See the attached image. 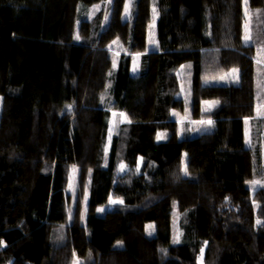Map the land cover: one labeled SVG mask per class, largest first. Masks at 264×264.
Listing matches in <instances>:
<instances>
[{
	"label": "trees",
	"instance_id": "obj_1",
	"mask_svg": "<svg viewBox=\"0 0 264 264\" xmlns=\"http://www.w3.org/2000/svg\"><path fill=\"white\" fill-rule=\"evenodd\" d=\"M127 1L0 0V264H264V0Z\"/></svg>",
	"mask_w": 264,
	"mask_h": 264
},
{
	"label": "rangeland",
	"instance_id": "obj_2",
	"mask_svg": "<svg viewBox=\"0 0 264 264\" xmlns=\"http://www.w3.org/2000/svg\"><path fill=\"white\" fill-rule=\"evenodd\" d=\"M244 2H246V0H244ZM131 3H132V0H128L127 3H126V6H127V11L125 9V14H129L130 13V6H131ZM247 10V9H246ZM92 14V13H91ZM251 20V14L248 13L247 14V25H248V33H249V25H250V21ZM246 25V24H245ZM147 39H148V47H155L156 45V33H155V22L154 20L152 21L151 23V27H150V30L148 32V35H147ZM118 43H115V46H113L110 51H112L113 53L116 54H119L121 51H123V48H124V45H120ZM132 64H131V71L132 72H137L139 70V65H140V61H141V56H142V53H136V54H132ZM256 62L258 63L259 67H264V49L262 48H257L256 49ZM215 63L211 64L212 68L209 69V73L210 75H207L205 80H209L210 81H218V82H227V81H230V80H236L237 79V75H235V77L231 74L232 72V69L229 70V72H224V73H221V74H216L214 72H217L215 70V67H214ZM220 77H226L225 79H220ZM183 91V90H182ZM187 89H186V93H187ZM185 93V90L183 91ZM188 94V93H187ZM104 96V94L102 95ZM103 98V97H102ZM205 102H213V101H204L203 102V107L205 108V110L209 109V108H212L215 103H205ZM202 107V108H203ZM260 107V111L261 112H264V108L261 107V106H258ZM257 107V109H258ZM116 116L117 114H120V113H115ZM175 116H176V120L179 122L180 124V128L181 130L184 129V127L188 128V129H191V133L192 132H202V130H204L205 128H209L211 126V124H207V123H198L199 121H212L211 119H205V118H192L191 116L189 115H184V114H179L178 112H174ZM254 119L253 120H262L261 122V127L260 129H262L261 133H260V136H263L264 135V115H257V110H256V114H255V117H253ZM250 121L247 122V139L248 141L252 142L254 140V137L257 135V127L255 126V122L252 121V119H249ZM120 121H124V119L120 116ZM263 143H264V137H263ZM185 161V159H184ZM121 169H125L126 168V165L125 164H121ZM78 175H77V171L76 169H72L71 170V173L69 175V185L67 186V191H68V194H69V198H68V201L71 200V201H76L77 202V198L78 197H83L84 195H76V193H74L75 189H79L81 188V185L79 183V180H78ZM85 200L86 198L83 197ZM81 199V198H80ZM86 201V200H85ZM111 201H116V200H110L107 207H111L114 203H112ZM106 207L104 208H101L102 212L105 210ZM71 208H70V212H71ZM83 209L81 210V215L83 214ZM146 231H147V234L151 235L154 231H155V226L154 225H151V224H147L146 225ZM173 239H175L176 241L179 239V235H180V231H179V223H178V220L175 219L174 221V224H173ZM89 261H86L85 263H88ZM201 264H203V261H200Z\"/></svg>",
	"mask_w": 264,
	"mask_h": 264
},
{
	"label": "snow or ice",
	"instance_id": "obj_3",
	"mask_svg": "<svg viewBox=\"0 0 264 264\" xmlns=\"http://www.w3.org/2000/svg\"><path fill=\"white\" fill-rule=\"evenodd\" d=\"M126 11H127V6H126ZM154 15H155V9H154ZM246 15H247V12H246ZM245 30H246V34H245V37H244V39H245V42H248V41H250L251 40V36L248 34V25H247V23H246V25H245ZM78 38V37H77ZM113 43H116V41H114ZM238 72V70L237 69H232V72H231V74L235 77V74ZM226 77H220V79H225ZM206 104L207 103H218V102H205ZM262 107H264V106H262ZM114 115H116L115 113H114ZM123 119H127V117H126V115L124 114V113H120L119 114ZM257 115L259 116V115H264V112H261L260 111V107H258V109H257ZM198 123H201V124H203V123H207V124H211L212 123V121H199ZM159 138H162V136H158V139ZM185 171H186V169H185ZM253 183H259V182H253ZM112 203H117V202H122V201H111ZM73 264H79V261L77 260V261H74L73 262Z\"/></svg>",
	"mask_w": 264,
	"mask_h": 264
}]
</instances>
